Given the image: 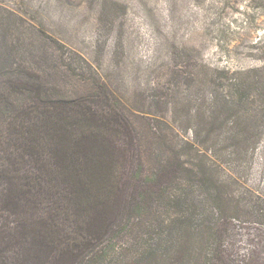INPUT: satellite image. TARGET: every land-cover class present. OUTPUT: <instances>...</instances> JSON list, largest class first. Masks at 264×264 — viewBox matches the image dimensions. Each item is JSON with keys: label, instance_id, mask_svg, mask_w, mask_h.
Here are the masks:
<instances>
[{"label": "trees", "instance_id": "16d2710c", "mask_svg": "<svg viewBox=\"0 0 264 264\" xmlns=\"http://www.w3.org/2000/svg\"><path fill=\"white\" fill-rule=\"evenodd\" d=\"M59 59L50 76L0 60V264H264V194L245 165L264 133V58L262 75L235 77L185 57L139 101ZM185 104L205 127L171 118Z\"/></svg>", "mask_w": 264, "mask_h": 264}, {"label": "rangeland", "instance_id": "374dc122", "mask_svg": "<svg viewBox=\"0 0 264 264\" xmlns=\"http://www.w3.org/2000/svg\"><path fill=\"white\" fill-rule=\"evenodd\" d=\"M2 26L12 28L7 37ZM263 47L264 0H0V60L8 57L13 68L31 64L33 71L50 76L63 55L88 80L95 76L138 101L152 88L167 89L185 57L197 75H262ZM44 51L47 63H30ZM52 77L67 89L89 90L61 71ZM214 92L203 91L208 99ZM190 108L171 118L205 127L201 113ZM220 118L236 120L233 113ZM245 163L249 186L264 194V133L252 161ZM231 242L238 252L250 246L245 230L234 233Z\"/></svg>", "mask_w": 264, "mask_h": 264}]
</instances>
